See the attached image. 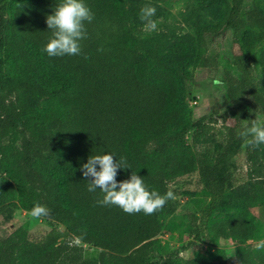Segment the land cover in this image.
<instances>
[{
	"label": "trees",
	"instance_id": "trees-1",
	"mask_svg": "<svg viewBox=\"0 0 264 264\" xmlns=\"http://www.w3.org/2000/svg\"><path fill=\"white\" fill-rule=\"evenodd\" d=\"M11 1L0 0V216L15 209L31 213L36 202L51 214L43 217L50 228L42 238L21 229L0 238V264H264V249L239 248L234 261L222 251L186 261L156 256L164 229L157 211L128 214L99 205L104 194L89 192L81 171L91 155L111 153L130 166L118 170V182L136 172L149 191L161 194L180 179L198 176L210 194L203 213L210 234L241 243L254 238L259 228L251 210L264 203V144L250 147L240 133L251 124L241 125L248 109H264V48L257 62L251 57L261 44L256 29L264 27L263 13L254 7L246 19L244 0H199L195 9L198 15L225 8L218 24L197 28L201 47L207 34L228 30L239 47V77L224 74L232 104L224 117L234 122L224 135L205 121H192L175 69L185 47L174 45L167 56L144 53V23L123 0H84L94 19L86 23L82 54L63 57L43 51L52 35L47 16L62 0H19L10 9ZM156 9L155 21L161 17ZM43 98L52 110H37ZM244 145L246 170L235 183V158ZM230 200L236 212L212 221Z\"/></svg>",
	"mask_w": 264,
	"mask_h": 264
},
{
	"label": "rangeland",
	"instance_id": "rangeland-1",
	"mask_svg": "<svg viewBox=\"0 0 264 264\" xmlns=\"http://www.w3.org/2000/svg\"><path fill=\"white\" fill-rule=\"evenodd\" d=\"M19 0H12L9 8L12 9ZM147 2L160 10V18L156 20L155 31L144 28L140 37V47L146 54L159 52L167 56L170 49L177 44L185 47L184 57L179 58L180 64L175 66L182 83V98L191 112L192 121H205L214 128L215 132L225 135L227 128L234 126L231 119H225L232 104L227 86L224 83V74L230 71L239 77L234 65V56L239 53L238 45L233 43L232 31H224L216 35L207 34L206 46H200L197 37V28L216 25L220 22L225 8L218 6L203 10L195 15L199 0H123L127 10L136 17ZM257 7L264 15L263 0H244L243 16L247 19L251 10ZM261 38L259 49L251 55L254 62L258 61L259 50L264 48V27L256 29ZM158 54V53H157ZM216 60V64H215ZM257 64V63H256ZM256 74L260 70L255 66ZM196 102V104H195ZM54 105L48 98L37 102L38 111L52 110ZM249 116L242 122V127L256 119L264 123V109H248ZM186 142L190 144L191 134L187 133ZM246 145L235 158L233 170L234 182H241L246 170ZM228 185L226 191H230ZM175 199L165 204L157 211V217L163 224V232L157 240L155 255L178 256L181 261L197 256H206L222 251L229 261H234L239 248L249 250L258 249L256 245L264 240V203L258 204L251 210L252 217L258 225V234L245 243L233 239H215L205 228L203 213L210 201V194L198 176L185 177L171 185ZM237 203L228 201L225 207L212 217V221L231 216L236 212ZM173 212H170L171 210ZM48 221L41 217L34 219L31 213L22 209L0 216V238H6L18 229L25 231L32 239L42 238L49 230ZM200 239L196 241V236ZM193 242V245H189ZM90 252L95 251L87 245L81 244ZM264 249V248H260Z\"/></svg>",
	"mask_w": 264,
	"mask_h": 264
},
{
	"label": "clouds",
	"instance_id": "clouds-1",
	"mask_svg": "<svg viewBox=\"0 0 264 264\" xmlns=\"http://www.w3.org/2000/svg\"><path fill=\"white\" fill-rule=\"evenodd\" d=\"M156 7L146 4L140 10V20L145 29L155 31L157 23L153 17ZM94 13L84 0H62L55 7L54 13L47 16L46 23L52 35L43 49L50 57H63L65 55H81V41L87 38L86 23H91ZM102 50V49H101ZM88 57L85 56V59ZM250 147L264 144V123L256 117L241 133ZM115 155H91L87 163L83 164L81 171L88 181V191L95 193L97 189L104 194L97 203L101 206H119L125 213L136 214L143 212L152 215L163 208L169 200H174L175 194L169 190L161 194L156 190L149 191L143 177L132 172L130 179L118 182V170L130 169L126 158L114 159ZM99 166V170L97 168ZM119 189V190H117ZM51 209L39 202L34 203L31 216L34 219L47 217ZM256 247L264 248V240Z\"/></svg>",
	"mask_w": 264,
	"mask_h": 264
},
{
	"label": "built area",
	"instance_id": "built-area-1",
	"mask_svg": "<svg viewBox=\"0 0 264 264\" xmlns=\"http://www.w3.org/2000/svg\"><path fill=\"white\" fill-rule=\"evenodd\" d=\"M195 104H196V102H195Z\"/></svg>",
	"mask_w": 264,
	"mask_h": 264
}]
</instances>
